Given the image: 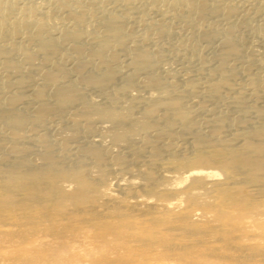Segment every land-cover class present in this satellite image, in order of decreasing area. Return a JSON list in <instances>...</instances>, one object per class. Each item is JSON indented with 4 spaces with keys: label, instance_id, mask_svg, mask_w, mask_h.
Returning a JSON list of instances; mask_svg holds the SVG:
<instances>
[{
    "label": "bare ground",
    "instance_id": "bare-ground-1",
    "mask_svg": "<svg viewBox=\"0 0 264 264\" xmlns=\"http://www.w3.org/2000/svg\"><path fill=\"white\" fill-rule=\"evenodd\" d=\"M51 1L0 0V264H264V71L204 24L236 6L161 0L215 47L177 84L132 0Z\"/></svg>",
    "mask_w": 264,
    "mask_h": 264
},
{
    "label": "rangeland",
    "instance_id": "rangeland-1",
    "mask_svg": "<svg viewBox=\"0 0 264 264\" xmlns=\"http://www.w3.org/2000/svg\"><path fill=\"white\" fill-rule=\"evenodd\" d=\"M18 1L20 2L19 4H28L31 7H36V5L37 7L43 6L42 8L45 9L43 11V17L45 22H47L49 26H54L55 23H61L65 25L66 23H70L67 19L61 17V15L56 14V16L52 13H49L48 9L51 10L50 8L53 7V3L51 0ZM224 1L222 0L225 5L227 4L236 6L237 12L234 15L235 17L233 16L230 18V20L227 19L225 22H219L217 20L219 18L216 17L213 19L208 18V23L207 20H205L204 24L205 26H210L209 28H222L225 25L228 27L230 26V29L232 28L233 31L231 30V38H233L237 45L240 47L239 49L241 56L239 55L240 59L228 58L227 64L229 63L228 65L232 69V71H234L237 80L242 83V81L244 82L248 77H257V75H260L261 71H264V4H261L264 3V0ZM82 2L84 3L85 0H82ZM109 3H112V1L109 0ZM162 3L163 1L161 2V0H132V4L134 6H132L133 9L131 10H134L136 8L139 12H134L135 10L131 12V14H133V19L129 20V22L127 21L128 23L126 22L127 24L124 25L125 29L123 30L127 33L129 32L128 34L134 35L136 37H142V35L146 37L145 48L148 49L151 57L158 56V60L156 61V64L158 66L156 68V72L165 81L169 80V78L166 79L167 77L172 78V76H174L172 80H175L174 82L178 84L180 81H183L184 75L182 74H186L187 71H189L187 73H190L188 74L190 75V77H194L195 70L198 68V63L201 57L204 60H206L205 58L207 57L209 58L210 54L214 52L215 47L214 49H212L213 51H207L204 49L205 44L202 45V43L204 42H198L195 39H191V37L195 38L193 33L191 32V34L186 26L185 28L181 27L183 23L181 24L180 21L176 18L175 20H172L174 19V17L167 8L166 2L164 1V3ZM128 12H130V10ZM161 12L163 13L161 14ZM131 14L129 13L130 16H132ZM209 22L215 23H212L210 25ZM148 23H159V27L161 25L160 30L158 32L154 29H150L148 31ZM196 45L197 47H195ZM154 60L156 59L154 58ZM245 62L249 64V70L247 72L242 71ZM31 74L36 75V72H32ZM86 95L87 97L89 96L90 98H93L97 96L98 93L95 92L94 95L93 91L89 90L86 91ZM191 108H193V103ZM219 110L220 108L218 109V111ZM197 118H199V120L197 119L196 122L197 124H199L201 119L200 117ZM50 124L51 126L54 125V123ZM177 140L178 139H176V142L179 141Z\"/></svg>",
    "mask_w": 264,
    "mask_h": 264
}]
</instances>
